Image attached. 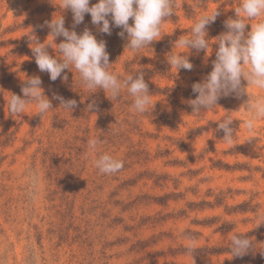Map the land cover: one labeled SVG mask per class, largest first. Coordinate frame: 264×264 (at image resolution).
<instances>
[{
	"label": "rangeland",
	"instance_id": "rangeland-1",
	"mask_svg": "<svg viewBox=\"0 0 264 264\" xmlns=\"http://www.w3.org/2000/svg\"><path fill=\"white\" fill-rule=\"evenodd\" d=\"M239 2L177 0L175 15L162 27L172 33L134 53L125 47L127 33L121 37L115 26L110 35L100 32L90 14L74 26L71 10L50 0H0V264H264V119L255 121L256 139L246 140L251 134L240 121L251 117L241 107L246 93L221 97L201 116L191 114L192 85L212 70L217 44L211 54L182 53L191 70L176 73L166 58L185 51L173 45L191 34L202 14L219 13L207 26L209 39L227 31L225 21L235 18ZM60 14L70 31L88 29L105 41L118 78L142 72L154 107L135 113L126 90L114 101L103 89L90 93L74 69L62 72L67 81L41 72L29 34L45 42V22ZM47 50L56 55L51 46ZM32 76L41 78L53 109L41 117L29 104L20 116L10 115L8 99L22 96L24 78ZM248 91L253 100L264 97L254 86ZM54 94L75 99L76 107L64 109ZM228 113L235 117L232 145L216 130L215 120ZM90 138L100 139L95 150ZM104 154L123 161V168L100 173L94 161ZM234 234L255 247L231 257Z\"/></svg>",
	"mask_w": 264,
	"mask_h": 264
},
{
	"label": "clouds",
	"instance_id": "clouds-1",
	"mask_svg": "<svg viewBox=\"0 0 264 264\" xmlns=\"http://www.w3.org/2000/svg\"><path fill=\"white\" fill-rule=\"evenodd\" d=\"M50 2L61 11L71 10L74 26L83 22L85 14H90L92 24L102 33L110 35L112 26L121 28L118 35L124 37L127 33L125 47L134 53L161 39L163 34L172 33L162 32V27L165 18L175 15V9L179 7L177 0H97L91 5L90 0H59L58 5L55 0ZM234 9L235 18L225 21L227 31L213 37L214 39L207 37V26L215 21L219 14L217 9L200 15L191 27V34L180 36L173 45L185 51H171L166 58L171 68L176 69V73L180 69L191 70L193 64L188 56L182 53L195 49L197 52L204 50L211 54L212 44H217L212 70L201 82L192 85V91L197 95L187 103L192 108V115L201 116L209 110H215L221 97L234 95L239 98L246 93L248 100L241 107L250 112L251 117L240 121L251 134L246 138L250 141L256 139L255 121L264 119V97L253 100L248 91L249 86L264 90V0H240ZM130 19L132 23H129ZM248 24L251 28L246 31ZM45 25L50 29L45 42H39L31 34L29 39L38 69L47 72L52 81L58 78L67 81V74L62 76V72L65 69L73 72L74 69L78 74V83L90 93L103 89L108 94L107 97L114 101L126 90L133 97L132 110L135 113L146 114L149 106L154 107L156 101L152 100L142 72L136 76L129 73L121 79L110 71L112 64L109 62L105 41H98L88 29L81 34L75 30L70 31L65 27L62 14L53 16ZM61 36L64 39L59 44L54 43V38ZM49 46L56 50L55 56L49 54ZM242 79L247 82L246 87L242 85ZM24 80L21 88L23 95L12 93L7 101L8 111L10 115L20 116L25 113L29 104H35V114L42 117L53 107L51 100L44 95L41 78L32 76ZM53 99L59 100L60 106L71 112L77 105L75 99L65 100L57 94L53 95ZM94 106V102L90 103L88 109L91 110ZM234 118L228 113L215 120L219 122L216 130L223 131V140L229 145L233 144L234 129L230 125ZM98 143L99 138L88 140V146L92 150L96 149ZM94 166L100 173L114 174L123 168V161L104 154L94 161ZM262 222L264 217L260 218L259 224ZM254 247L253 242L244 234H234L230 237L231 257H242ZM259 248L264 255V247ZM186 249L192 254L196 249L194 241H190Z\"/></svg>",
	"mask_w": 264,
	"mask_h": 264
}]
</instances>
